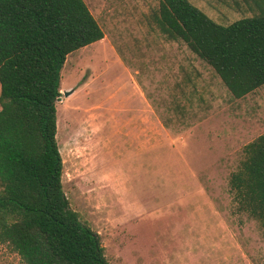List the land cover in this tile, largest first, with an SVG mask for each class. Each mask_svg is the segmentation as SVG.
I'll use <instances>...</instances> for the list:
<instances>
[{"label": "rangeland", "instance_id": "rangeland-1", "mask_svg": "<svg viewBox=\"0 0 264 264\" xmlns=\"http://www.w3.org/2000/svg\"><path fill=\"white\" fill-rule=\"evenodd\" d=\"M85 1L105 36L67 57L57 139L65 194L109 264H264V226L230 185L264 133V85L235 97L163 30L161 0ZM190 1L224 25L253 15ZM0 264L25 263L0 243Z\"/></svg>", "mask_w": 264, "mask_h": 264}, {"label": "trees", "instance_id": "trees-1", "mask_svg": "<svg viewBox=\"0 0 264 264\" xmlns=\"http://www.w3.org/2000/svg\"><path fill=\"white\" fill-rule=\"evenodd\" d=\"M224 25L190 0H161L159 22L241 98L264 85V0ZM105 34L85 0H0V243L25 264H109L99 232L71 208L57 139L67 57ZM231 175L239 210L264 226V133Z\"/></svg>", "mask_w": 264, "mask_h": 264}, {"label": "water", "instance_id": "water-1", "mask_svg": "<svg viewBox=\"0 0 264 264\" xmlns=\"http://www.w3.org/2000/svg\"><path fill=\"white\" fill-rule=\"evenodd\" d=\"M74 91H75V89H71V90H69V91H66V92L64 93V95H65V96H69V95H71L72 93H74Z\"/></svg>", "mask_w": 264, "mask_h": 264}, {"label": "bare ground", "instance_id": "bare-ground-1", "mask_svg": "<svg viewBox=\"0 0 264 264\" xmlns=\"http://www.w3.org/2000/svg\"><path fill=\"white\" fill-rule=\"evenodd\" d=\"M63 108H64V107H63ZM68 108H69V107H68ZM68 108H67V111L69 110ZM61 109H62V108H61Z\"/></svg>", "mask_w": 264, "mask_h": 264}, {"label": "crops", "instance_id": "crops-1", "mask_svg": "<svg viewBox=\"0 0 264 264\" xmlns=\"http://www.w3.org/2000/svg\"><path fill=\"white\" fill-rule=\"evenodd\" d=\"M141 93H142V91H141ZM142 95H143V93H142ZM135 117H133V119H134Z\"/></svg>", "mask_w": 264, "mask_h": 264}]
</instances>
